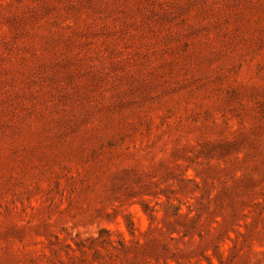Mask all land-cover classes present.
Segmentation results:
<instances>
[{
	"label": "rangeland",
	"instance_id": "rangeland-1",
	"mask_svg": "<svg viewBox=\"0 0 264 264\" xmlns=\"http://www.w3.org/2000/svg\"><path fill=\"white\" fill-rule=\"evenodd\" d=\"M0 264H264V0H0Z\"/></svg>",
	"mask_w": 264,
	"mask_h": 264
}]
</instances>
